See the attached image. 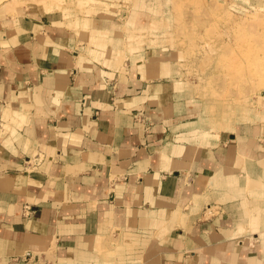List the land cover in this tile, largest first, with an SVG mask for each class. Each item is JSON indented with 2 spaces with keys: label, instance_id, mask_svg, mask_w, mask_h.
Segmentation results:
<instances>
[{
  "label": "crops",
  "instance_id": "crops-1",
  "mask_svg": "<svg viewBox=\"0 0 264 264\" xmlns=\"http://www.w3.org/2000/svg\"><path fill=\"white\" fill-rule=\"evenodd\" d=\"M122 18L0 7V264H264V127L206 129L167 47L115 63Z\"/></svg>",
  "mask_w": 264,
  "mask_h": 264
},
{
  "label": "rangeland",
  "instance_id": "rangeland-1",
  "mask_svg": "<svg viewBox=\"0 0 264 264\" xmlns=\"http://www.w3.org/2000/svg\"><path fill=\"white\" fill-rule=\"evenodd\" d=\"M36 1L5 0L0 7H43ZM49 1L55 11L70 14L66 20L87 23L83 29L89 27L85 16L122 18L126 12L121 58L114 53V62L124 63L126 53L146 46L171 49L181 90L206 129L230 130L238 124L264 127V0H142L141 7L134 0ZM136 7L141 14L135 15ZM246 191L251 199H243L244 220L251 225V217L259 212L249 205L257 196ZM260 226L257 219L252 231L264 241Z\"/></svg>",
  "mask_w": 264,
  "mask_h": 264
},
{
  "label": "bare ground",
  "instance_id": "bare-ground-1",
  "mask_svg": "<svg viewBox=\"0 0 264 264\" xmlns=\"http://www.w3.org/2000/svg\"><path fill=\"white\" fill-rule=\"evenodd\" d=\"M2 1H5V0H0V3L2 2ZM8 1V0H7ZM24 2H25V0H24ZM30 2V1H29ZM35 2V1H34ZM36 2H38L37 4H41V5H43V8H44V10H45V12H47V13H53V12H55V9H54V7L52 6V4H51V2L49 1V0H38V1H36ZM82 2V1H81ZM20 5V4H19ZM87 11H90L89 9H87ZM13 12V11H12ZM141 14V13H140ZM69 13L68 12H66L65 13V18H68L69 17ZM146 15V14H145ZM145 18V17H144ZM146 19H148V18H146ZM143 20H145V19H143ZM147 21V20H146ZM74 24V23H73ZM75 26H77V27H81V29L82 28H84V27H86L87 26V23H85V22H83L82 20H77V22H76V24H75ZM142 26V25H141ZM141 31V30H140ZM262 99V98H261ZM205 133H207V132H204V133H202V135L204 136L205 135Z\"/></svg>",
  "mask_w": 264,
  "mask_h": 264
}]
</instances>
